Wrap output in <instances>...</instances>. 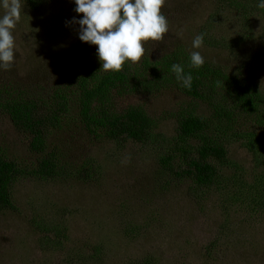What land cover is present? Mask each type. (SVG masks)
<instances>
[{
	"label": "rangeland",
	"instance_id": "obj_1",
	"mask_svg": "<svg viewBox=\"0 0 264 264\" xmlns=\"http://www.w3.org/2000/svg\"><path fill=\"white\" fill-rule=\"evenodd\" d=\"M22 3L15 63L0 69L1 94L46 92L87 61L102 66L98 46L79 39L78 24L66 23L82 16L73 0H43L39 9ZM250 5L167 0L169 32L163 41L146 42L143 57L200 51L233 73L245 76L252 68L264 90V9ZM200 33L204 46L194 49ZM137 103L160 120L152 143L94 137L75 115L50 132L49 143L68 167L88 160L101 168L88 179L80 172L66 179L19 177L14 207L0 211V264H264V130L245 124L246 138L230 140L218 182L200 187L164 170L158 154L175 147L182 106L210 116L207 106L176 89L118 99L122 109ZM0 151L23 166L38 164L30 137L6 114H0Z\"/></svg>",
	"mask_w": 264,
	"mask_h": 264
},
{
	"label": "trees",
	"instance_id": "obj_2",
	"mask_svg": "<svg viewBox=\"0 0 264 264\" xmlns=\"http://www.w3.org/2000/svg\"><path fill=\"white\" fill-rule=\"evenodd\" d=\"M25 1L32 9L43 4V0ZM250 2L251 7L257 8L258 0ZM190 54L178 48L159 59L145 56L135 63L126 62L119 72L101 70L102 66L87 61L46 92L0 93V114L8 115L16 129L30 137V148L39 157L37 165L26 167L0 151V211L14 207L13 184L27 174L43 179H66L73 172H80L84 179L97 177L101 168L98 162L89 164L86 160L70 168L48 141L50 132L62 129L68 118L77 116L94 137L152 143L160 137L154 133L159 118L151 115L143 103L119 108L118 99L130 94L154 95L168 89L178 90L193 104L206 105L210 116L182 106L176 113V145L173 150L158 154L159 164L174 177L187 178L196 186L217 183L222 174L221 163L229 158L231 138L240 139L247 123L264 130V90L255 80L252 68L244 76L241 71L233 73L228 67L205 59V64L197 69L191 67ZM175 63L192 73L190 89L177 82L171 68ZM249 137L255 144L253 133ZM262 177L264 183V174ZM142 264L153 262L145 260Z\"/></svg>",
	"mask_w": 264,
	"mask_h": 264
},
{
	"label": "clouds",
	"instance_id": "obj_3",
	"mask_svg": "<svg viewBox=\"0 0 264 264\" xmlns=\"http://www.w3.org/2000/svg\"><path fill=\"white\" fill-rule=\"evenodd\" d=\"M74 11L82 16L66 23L79 25L78 36L83 42L98 46L96 53L102 63L101 70L119 72L126 62H138L145 55V43L163 41L169 32V21L162 11L167 0H73ZM257 7L264 9V0ZM0 69L10 70L15 63L14 30L22 18V0H0ZM183 37V31L177 33ZM205 34H197L194 49L204 46ZM191 67L200 68L205 57L200 51L190 54ZM182 88L192 87L193 76L184 66H171ZM264 84V82H262Z\"/></svg>",
	"mask_w": 264,
	"mask_h": 264
}]
</instances>
